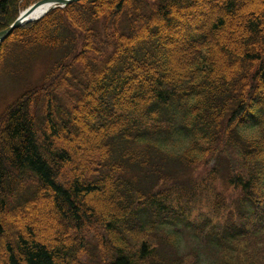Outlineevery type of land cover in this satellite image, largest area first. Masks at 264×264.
Here are the masks:
<instances>
[{
	"label": "trees",
	"instance_id": "1",
	"mask_svg": "<svg viewBox=\"0 0 264 264\" xmlns=\"http://www.w3.org/2000/svg\"><path fill=\"white\" fill-rule=\"evenodd\" d=\"M39 1L0 0V31ZM234 1L82 0L0 45V75L58 53L0 114V264H264V0ZM50 197L47 242L11 240Z\"/></svg>",
	"mask_w": 264,
	"mask_h": 264
},
{
	"label": "rangeland",
	"instance_id": "2",
	"mask_svg": "<svg viewBox=\"0 0 264 264\" xmlns=\"http://www.w3.org/2000/svg\"><path fill=\"white\" fill-rule=\"evenodd\" d=\"M234 6H237V0L234 1ZM207 10L201 6L198 11L190 12L188 14H183L182 20L190 19L192 16H197L198 22L201 25V21L206 19ZM233 22L238 25L236 28H232L229 32L223 33L217 40L216 47H221L225 44L235 42V34L238 29L243 25L242 17L233 10ZM28 58H24L22 61H17L10 65L11 73L4 72L0 75V114L9 107L23 92L39 86L44 78L46 71L48 70L50 64L58 57V53L52 51L37 52L36 54H30ZM60 134L67 138L68 135L60 131ZM81 138L83 141V148L85 151H91L96 149L95 145L91 143V137L84 133L77 139ZM56 145L58 147H66L67 144L62 139L57 140ZM75 147V146H74ZM77 147V146H76ZM75 147V148H76ZM78 149V148H76ZM79 153H82V148L78 149ZM90 156L87 155L86 159H80L75 157L72 162L73 165H87ZM71 166V167H72ZM65 177H68L70 181V170H64ZM93 203L86 205V208L92 207ZM31 211V210H30ZM33 213L35 217L39 219L37 224L30 225L29 229L32 232L34 228L35 239L41 242H47L48 231L47 228L51 225V221L56 220V213L53 208V203L51 200H44L38 206L33 208ZM12 221L9 223V227L12 231L11 240H14L15 236L21 235L23 232L24 215H19L16 219L12 216L9 217ZM204 244H200L188 234L183 235L180 254L183 255L182 258L189 256V254L195 255L196 253H201L203 255H212V251L205 250ZM196 252V253H194ZM0 255L5 256L4 251H0ZM216 259L211 264H216Z\"/></svg>",
	"mask_w": 264,
	"mask_h": 264
},
{
	"label": "water",
	"instance_id": "3",
	"mask_svg": "<svg viewBox=\"0 0 264 264\" xmlns=\"http://www.w3.org/2000/svg\"><path fill=\"white\" fill-rule=\"evenodd\" d=\"M81 0H44L36 3L24 13H22L19 18L6 30L0 33V43L7 38L15 29L21 27L22 25L29 23L31 21H36L43 17L48 12L63 8L73 2H78ZM42 9L41 13H38Z\"/></svg>",
	"mask_w": 264,
	"mask_h": 264
},
{
	"label": "bare ground",
	"instance_id": "4",
	"mask_svg": "<svg viewBox=\"0 0 264 264\" xmlns=\"http://www.w3.org/2000/svg\"><path fill=\"white\" fill-rule=\"evenodd\" d=\"M42 10H40L38 13H41ZM47 200H51L52 201V198H47ZM19 216L18 213H15L12 215L13 219L17 218ZM23 226H26L27 224H30L33 226V224H37V222L39 221V219L37 217H35V213H33L32 211H28L27 214L24 215V219H23ZM33 231H34V228H33ZM35 232V231H34ZM0 250H3V245L0 244Z\"/></svg>",
	"mask_w": 264,
	"mask_h": 264
}]
</instances>
